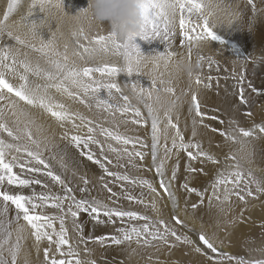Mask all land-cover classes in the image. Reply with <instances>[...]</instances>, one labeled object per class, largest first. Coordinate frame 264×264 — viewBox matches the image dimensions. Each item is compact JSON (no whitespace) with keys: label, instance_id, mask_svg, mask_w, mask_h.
<instances>
[{"label":"snow or ice","instance_id":"1","mask_svg":"<svg viewBox=\"0 0 264 264\" xmlns=\"http://www.w3.org/2000/svg\"><path fill=\"white\" fill-rule=\"evenodd\" d=\"M18 3L19 0H10L7 3V10L0 17V37L6 34L15 41V45L6 47L0 45V264H33L30 259L31 254L24 252L22 243L28 235L34 237L33 246L37 257L41 252V244L46 245L42 249L43 264H96V261L90 258L92 254V249L88 247L90 241L104 245L110 240L115 245H121L131 242L133 239L136 243H140L142 237L145 244L157 239L168 244V237H173L175 241L190 245L196 253L206 257L208 264H223L225 260L228 261V264H233V262L235 264H264V258L245 259L230 255L222 249H218L215 242L206 234L198 233V241L206 246L205 249L188 235H178L176 229L169 227L163 220L152 221L147 215H142L134 210H126L119 205V196L105 182L104 175H101L99 179L102 182V187L111 194L108 202L89 195V180L85 176H79L83 185L79 187V191L83 195L78 198L63 173L55 171L52 161L56 157L46 158L44 156L43 142L35 138L32 132L31 126L35 124V118L30 109H39L43 113L49 114L61 124V127L70 125L71 132L66 129L63 138L68 141L69 145H74L81 155L99 165L107 176L113 178V183L126 181L132 185L139 184L146 187L150 194L159 195L156 186L149 179L132 178L127 172L110 171L102 159L98 158L102 157L103 161H107V164H112L113 161L109 159L107 152L115 155L118 161L116 167H125L119 161L126 158V164L137 171L145 167L146 170L152 171L154 168L155 175L159 177V187L170 200L176 198L172 187L173 182L179 178V155L181 152L186 153L187 157L184 182L180 185L186 195L194 193L200 198L205 196L204 191H198L190 184L197 178V174L204 172L210 164L217 176L211 186L212 198L220 200L218 190L223 187L224 199L227 200L235 190L227 188L226 185L233 183L236 188H239L242 183L243 173L239 171L238 163L235 165L237 169L235 172L227 170L231 167L227 161L229 159L235 161V155H225L223 162L225 171H217L221 167L222 161L219 154H213L204 147L202 140L196 139L197 130L200 127L213 134L218 133L223 138L221 142L215 143V147L220 149L224 142L245 143L253 137L264 136V122L246 128L241 126L236 119H230L227 121L226 128L216 129L206 121H216L218 117L208 115L198 98V93L189 86L185 95L191 94L189 117L192 131L191 138L186 139L179 124L172 119L179 97L167 107L160 103V93L175 96L174 88L167 86L161 80L160 84L165 86L156 88L157 94L154 102L149 103V100H153L152 89H148L147 92L143 88L137 90L138 86L133 84L132 91L136 93V99L147 110V117H145L141 108L133 102L132 97L125 93L115 81L121 72L131 75L133 72L139 71L141 61L149 59L135 43V37L121 38L113 31H109L105 35L97 34L91 38L85 31L74 35L78 38L75 41L77 50L73 55L85 62L84 66H80L74 60L69 61L67 45H65L64 52H60L56 48L54 34L53 38L48 40L40 36L37 23L31 18L37 7L43 12V0H32L28 16L22 18L15 25L17 28L26 29V33L21 35L13 30V26L8 21ZM247 3L255 12L256 4L252 0H247ZM261 3L264 4V0H261ZM170 6L174 11H169ZM203 9L204 5L201 0H145L144 29L139 36L144 39L160 36L170 44V37L175 35V19L179 14V28L182 31L184 43L188 46L190 57L194 42L199 45L201 42L220 40L215 27L210 24L209 17L203 14ZM43 22L45 20L41 21V23ZM79 37L87 40L88 44L81 43ZM23 49L28 51H22ZM30 53L38 54L40 59L32 60ZM101 53H111L122 58L123 66L108 63L88 66L87 61ZM169 55H177V53L169 49L166 53L154 55L153 59L164 60V57ZM41 59L44 61L43 64L40 62ZM203 60V56L198 58V67L200 66L199 61ZM97 74H99V78ZM234 79L237 80V95L240 105L248 104L249 100L243 86L245 77L238 75ZM194 83L198 86L202 85L204 88L211 87L209 83H204L201 80L199 74L196 75ZM156 84L157 81L153 79L152 85ZM102 89L106 90V96L101 95ZM53 91L78 101L89 109L95 107L113 117L120 114L125 117L122 120L123 124L131 122L134 125H148L150 121L151 143L149 144L147 140L139 136L123 135L79 112L71 111L64 103L56 100ZM252 91L257 90L252 88ZM128 114H132L134 117L130 121L127 118ZM251 115V112L247 113V116ZM165 121V129L162 130L160 125ZM218 122L221 125L226 123L223 119H219ZM119 126V124H115L117 129ZM168 130H171V135H168ZM97 133L115 141L122 147H113L111 143H108L105 148L103 141L98 139ZM162 134L163 144H161ZM209 142L210 144L213 142L212 137L209 138ZM129 144L132 145L131 150L127 147ZM93 145L98 146L99 152L94 150ZM149 154L151 156L150 165L145 166L137 162V160L144 161ZM173 156L177 157L176 162L171 168L170 175H166V162ZM58 163L61 168L67 169L63 159ZM197 163L200 165L199 167H197ZM14 169L18 171H14ZM37 173L42 174L41 178L36 177ZM73 175L76 173L74 172ZM46 178H50L55 185L60 186L61 192H51ZM34 185H40L43 190L36 192ZM12 186L17 187L13 188ZM121 188L124 191L120 195L125 199L144 203L143 192L138 198L131 195L123 184H121ZM25 189H30V192L25 194ZM258 190L264 191V188H258ZM251 194L249 188L247 195ZM235 195L240 200L245 199L239 191H235ZM49 206L56 210L55 213L50 214L47 211ZM151 206L155 210L154 202ZM192 207L195 208L196 205L193 204ZM10 211H14L15 215L10 217ZM82 214H86L89 218L88 224L94 223L97 226L107 223L115 224L117 219L121 224H124L125 218L128 222L143 221L144 223L127 228L118 227L115 229V235L93 236L89 232L88 236H85L87 225L85 220L81 219ZM173 220L176 225L184 223L179 216H174ZM69 223L71 231L75 233V240L70 235V229L67 226ZM82 248L88 254L84 258H81ZM253 251L264 253V249H254ZM209 252L216 256L210 255Z\"/></svg>","mask_w":264,"mask_h":264},{"label":"bare ground","instance_id":"2","mask_svg":"<svg viewBox=\"0 0 264 264\" xmlns=\"http://www.w3.org/2000/svg\"><path fill=\"white\" fill-rule=\"evenodd\" d=\"M10 0H0V17H2L3 13L7 10V3ZM32 0H19V3L13 13L10 16L8 23L13 26V30L18 32L21 35L26 33V29L17 28L15 25L21 21L22 18H26L28 16L29 6ZM89 0H64L65 10L70 14L75 15L81 9L86 8L88 6ZM37 23L39 34L40 36L45 39H52L53 34L54 44L56 48L60 52H64L65 45H67V54L69 57V61H76V63L80 66H84V61H81L78 56L73 55V53L77 50V45L75 43L78 37H73L67 34L66 30L65 35L61 36L58 32H56V25L54 23H46L41 21L45 20V13L40 11L37 7L31 18ZM210 24H212V19L209 18ZM178 26L177 39L171 38V43L163 38L158 37H150L148 40L157 44V47L152 51L151 54H144L145 56H154L160 53H166L169 49L177 53L178 56H184L191 61L193 65L198 64V58L200 56L204 57L203 61H199V67L197 66L195 69L194 74L190 77L186 73H179L177 74L171 64L167 63L165 60H154L153 58H149L147 60H142L139 65V71L133 72L129 75L126 72H121L116 78L120 79L125 85L130 93V96L134 98L141 111L144 113V116L147 117V110L144 108L143 104L139 103L136 99V93L132 91V85L136 84L139 88H143L145 92L148 89H152L153 91V100H149V103L154 102V98L156 96V88H163L165 85L160 84V81L163 80L167 86H170L175 89V96L168 93H160V103L163 104L165 107L172 104L177 97L179 100L176 101L177 106L175 111L172 114V119L174 122H177L182 129L186 139L191 138V121L189 117V105H190V93L189 95H185V92L191 86L192 90L198 93V98L201 100L202 105L206 109L209 116L216 115L218 120H207L206 122L216 129L222 130L227 127V121L230 119H236L241 126L246 128L253 127L254 124H260L264 122V100L262 99L263 96L257 95L253 96L250 93L248 98L249 103L245 105H240L239 97L237 95L238 87H237V80L234 77L241 75L242 71L245 69V59L240 58L238 56L240 53H244L243 49V42L248 40L244 37H236L231 34L217 31V34L220 36V40L217 41H208V42H201L199 45H196L195 42L193 43L191 49V55L189 57V50L188 46L184 43V38L182 39L180 34L182 31L179 28V14H177L175 19L174 26ZM213 25V24H212ZM85 33L91 38L94 35L100 34L105 35L110 30L107 26L104 27H97L93 29H89L87 27V23L85 22ZM178 36H180L178 38ZM80 42L87 45L88 41L84 40L82 37H79ZM181 40H183L181 42ZM223 41V43H221ZM37 43H39L37 41ZM0 45L2 46H9L15 45V41L9 38L6 34L0 37ZM22 51L27 52V49H23ZM30 58L32 60L40 59L38 54L30 53ZM262 56V60L259 61L260 66L258 69V76H264V56L261 53H258V57ZM211 61V63H210ZM40 62L43 64L44 61L41 59ZM115 64L117 66H123L124 62L122 58L115 56L111 53H101L95 55L93 58L87 61L88 66H93L97 64ZM158 65V66H157ZM248 68V67H246ZM246 70V69H245ZM244 70V71H245ZM251 73L253 70L249 69ZM248 71V70H247ZM256 70H254V73ZM248 73V72H247ZM199 74L201 80L204 83H209L211 87L204 88L202 85L198 86L194 83L196 75ZM256 74V73H255ZM257 75V74H256ZM99 78V74H97ZM263 78V77H262ZM155 79L157 84L155 86L152 85V80ZM244 86V85H243ZM246 91V90H245ZM248 93V90H247ZM53 95L55 96L56 100L64 103L71 111L79 112L84 116L90 118L91 120L103 124L105 127L113 129L114 131H118L122 133L124 130L127 133H131L134 136H139L150 144V121L148 125H134L131 122L128 124H123L122 120L125 117L117 114L115 117L108 115L107 113L97 110L95 107L89 109L84 104L79 103L78 101H74L65 95L60 93H56L53 91ZM102 96H106V90L101 92ZM159 107V105H157ZM32 116L35 118V124L32 125V132L35 138L41 140V133H48L51 136V145L47 150H44V156L46 158H51L53 156L56 157L55 160L52 161L53 166L57 169L55 164H58V161L63 159V162L67 165V169H63L60 166V170L58 173H63L64 178L69 182L70 186L73 187L76 196L79 198L83 194L79 191V187L83 186L82 182L79 180V176H85L89 180L88 188H89V195L91 196L92 191H100L103 193L104 196L107 198L110 197V193L102 187V182L99 179V171L102 175L105 176V182L109 184L114 192L118 195L122 192L121 184L125 185L124 181H117L113 183V178L107 176L103 170L92 161L87 159L86 156L81 155L79 150L75 148L74 145H69L68 141L63 138L64 132L67 129L71 132L70 125H65L61 127V124L57 122L54 118H52L49 114L43 113L39 109H30ZM251 112L252 115L249 117L247 113ZM162 114V113H161ZM129 121L132 119L127 117ZM219 119H223L226 123L225 125H221L218 121ZM115 121V123H112ZM112 124V126H111ZM115 124H119V128L115 127ZM165 123L160 125V128L163 130L165 129ZM187 125V127H185ZM198 135L196 139L202 140L203 145L206 149H208L213 154H219L220 159L222 161V165L217 171H225L224 166V156L225 155H235L236 160L233 161L229 159L227 161L228 165H231L228 168V171L235 172L237 169L235 165L239 164V171L243 169L247 170L249 173L243 175L242 184L248 186L249 178H253L255 174L258 178L256 181V188H252V183H250V190L251 195H247V190L249 188H245V193L247 199L244 202H248L245 208H242L241 201L234 200L237 203V207L233 205V207L239 213V220H237L236 226L227 227L226 232L222 230L221 225L227 224L226 221V212H230L228 204L225 203L223 200L224 192L223 187L218 190V194L220 195V200H216L212 198V184L217 179L215 175V171L213 170V166L210 164L208 168L205 169L204 172L197 174V178L192 181L190 186H194L198 189V191H204L205 196L203 198L197 197L196 194L186 195L183 188L180 187L183 184L184 179V168L186 164V153L181 152L179 155L180 160V172L178 174L179 178L173 182L172 190L175 193V199L170 200L168 195L160 189L159 185V177L155 175L154 168L152 171L148 172L149 176H153L155 180V185L157 187V192L159 195L156 194V199L154 196L147 197L145 200V187H137L131 192L137 196H141L142 191H144V203L146 204L145 207L150 209L152 212L150 214H154L152 210V203L154 202L157 205V210L159 214H154L155 219L160 220L167 218H171L173 220L174 216H179V218L184 222L182 225H178V228H182L186 231V234L194 241H197L203 248L206 249V246L202 244V242L198 241V233H204L207 237L211 238L215 244L217 245L218 249H222L224 252L234 255L237 253H244L247 256H252L255 252L254 249H260L259 243L256 245L251 244L248 240H242V236L244 233L252 226L253 221L258 220V216H262L264 214V191L258 190V188H264V136L261 137H253L250 141L245 143H232V142H224L222 147L218 149L215 147V143L221 142L222 137L216 133L213 134L208 130H205L203 127H200L198 130ZM46 134V135H48ZM168 135H171V130H168ZM98 139L103 141L104 147H107L108 143H111L113 147H121V145L117 144L115 141L107 139L103 137L101 134L97 133ZM213 138V142L210 144L209 138ZM61 138V139H60ZM241 140L243 138H240ZM164 143L163 134L161 136V144ZM44 143H42V149ZM170 145V141H169ZM94 150L99 152L98 146H92ZM129 150H131L132 145L129 144L127 146ZM139 147V145H137ZM147 151V150H145ZM66 153V155H65ZM251 153V155H248ZM109 156V159L113 161L112 164H107V161H103L102 157H98L102 159V162L106 164L109 170H112L111 165H116L118 163L116 157L111 152L106 153ZM51 155V156H50ZM162 155V153H161ZM177 157L173 156L171 160L166 162V175H170L171 168L175 164ZM139 161V160H138ZM120 164H124L127 170L132 174H137V170L128 166L126 164V158L121 159L119 161ZM145 166L151 164V156L150 154L146 156L144 160ZM200 165L197 163V167ZM94 168L97 173L96 174H84L81 172L88 171L90 168ZM14 171H18L14 169ZM76 175H73V173ZM115 172L124 173V167H116ZM246 172V171H245ZM244 174V173H243ZM251 174V175H250ZM256 180V179H252ZM261 180V181H260ZM121 183V184H120ZM241 185V184H240ZM54 193H60L61 188L58 185H55L51 182V187L55 188ZM13 188L17 186H12ZM136 187V186H135ZM229 189H235L236 186L233 183H229L226 185ZM92 190V191H91ZM95 193V192H92ZM234 193V192H233ZM232 195V194H231ZM119 201L123 208L126 210H135L137 208L135 205H131L127 202L124 196L119 195ZM106 199V198H105ZM108 202V200H107ZM195 204L196 207L193 208L192 205ZM178 205V207H177ZM127 206V207H126ZM129 206V207H128ZM186 208H185V207ZM14 209V206H12ZM133 207V208H131ZM52 209V208H51ZM140 210V209H139ZM48 211V210H47ZM56 210L52 209V213H55ZM14 211L9 212V216H14ZM230 217V216H229ZM235 218V217H234ZM237 218V217H236ZM229 221V220H228ZM231 221H233L231 219ZM231 223V222H230ZM233 223V222H232ZM68 227H71V224H67ZM175 226V225H174ZM88 232H91L94 236L95 233L98 235L99 233H109L112 227L111 223H107L106 226L104 225H95L94 223L88 224L87 226ZM107 231V232H106ZM73 240H75V233L71 232ZM27 234V233H26ZM88 234V233H87ZM24 245V252L30 253V259L32 260L33 264H43V247L46 246L44 243L41 244V252L39 257H37V253L34 248V237L31 235L27 236V239L22 242ZM95 243L89 242V245H93ZM264 245V244H263ZM159 246V245H158ZM67 247V246H65ZM162 247V246H161ZM185 249L189 250L188 254L185 255V261L182 264H208L207 258L196 253L190 245L184 244ZM138 243H136L135 239L131 242H125L121 245H113L112 248L107 249L108 256L115 260L119 261H127V260H138L141 261L146 256L144 252L139 251ZM83 255L86 256V253L81 249ZM158 254L160 258L166 259L170 255H176L177 251L170 253L163 251L162 249L159 251ZM210 255L214 257L216 255L209 252ZM177 255H182V253H178ZM223 264H228V261H224ZM235 264V262H233Z\"/></svg>","mask_w":264,"mask_h":264},{"label":"rangeland","instance_id":"3","mask_svg":"<svg viewBox=\"0 0 264 264\" xmlns=\"http://www.w3.org/2000/svg\"><path fill=\"white\" fill-rule=\"evenodd\" d=\"M201 2L203 3L204 0H201ZM252 2L254 4H256V11L255 12L252 10L251 5L247 3V0H212L213 5L215 6V14L220 16L222 18V21H223V23L220 26L215 27V30L225 32V33L231 34V35L239 37V38L244 37V38L248 39V40L243 42L244 53H240L238 55V56H240V58L245 59V65H246V67H248V68L245 67L246 70L244 69L245 71L243 70L241 73V75H243L245 77L244 82H243V85H244L245 90H246L245 95L247 98H249L250 93L256 97H257V95H260V96H263L262 99L264 100V76H258V72H259L258 69L260 66L259 61L262 60V56L258 57V53H261L264 56V4L261 3V0H252ZM233 12H238L242 15L243 21H244L242 25H235V24L232 26L228 25L227 20ZM174 32H175V35H172L170 37V39L174 38V37H175V39H177L176 37L179 34L177 25L174 26ZM180 36L183 39L182 33L180 34ZM180 36H178V38ZM156 37L161 38L160 36H156ZM182 41L183 40H181V42ZM135 43L139 46V48L143 54H151L152 51H154V49L157 47L156 43L152 42L151 40L144 39L140 36H137L135 38ZM250 68L253 70V73L249 72ZM254 70H256L255 73L257 75L254 73ZM105 79H107V78H105ZM115 81L121 86L123 91L130 96V93H129L127 87L125 85H123L122 81L118 78H115ZM249 85H251V87H249ZM252 88H255L257 91L253 92ZM247 90H248V93H247ZM101 92H103V89L101 90ZM132 99H133V102H136L134 100V98H132ZM262 104H264V103H262ZM128 117L134 118L132 116V114H128ZM111 126H112V124H111ZM46 134H48V133H41V135H42L41 138L43 139V143H44L43 149H45V150H47L49 148V146L51 145V136L49 134L48 135H46ZM121 134L135 137L133 134L127 133L124 130L122 131ZM45 154H47V153H45ZM137 162L145 165L144 161L141 162V161L137 160ZM90 164H92V161H90ZM55 166L57 167V169L54 167L55 171L58 173V171L60 170V168L58 166H60V165L55 164ZM111 168H113V169L110 171L116 170V166H114V165H111ZM81 172H83L84 174H93V173L96 174L97 173V171L92 167L88 171L81 170ZM125 172H127L132 178L143 177V178L149 179L155 185V180H154L153 176L148 175L149 171L146 170V167L144 169H141L140 171H137V174H134V175H132L127 170V168L124 167V173ZM241 172L244 173L243 175H246L247 173H249L245 169H243ZM35 175L37 178H41V176H42V174H40V173H37ZM97 175L101 176L102 173L99 171V173ZM252 175H254L253 178L256 180L254 181V180H252L253 178L252 179L249 178L248 182L252 183V188L255 189L256 188V181L258 178L256 177L255 174H252ZM46 179H47V182L49 183L51 192L54 193L56 186H55V188H52L51 187L52 181L50 180V178H46ZM124 182L126 185L125 189L128 192H130L131 195L139 198L140 196L133 194L131 192V190H134V188H137V187L139 188L141 186L139 184L132 185L126 181H124ZM250 183H248V186L240 183L241 185L239 186V188L234 189L235 191H239L241 195H244V197H245L244 200H240L239 197L237 195H235V191H233L234 193H232V195H230L227 200H225L223 197V200H225V203L228 204L227 206H229V210H231L230 212L225 211L227 224L221 225V228L223 231L226 232L227 227L236 226L233 224H236L237 220H239V218H241L239 216V213H236L237 211H233V210H236L235 208L237 207V203H236L237 201L244 202L247 199L248 196H246V194H244L245 193L244 187L250 188ZM33 187H34L36 192H40L43 190L40 185H34ZM121 190L124 191V189H121ZM145 190H146V192L142 191L145 193V200L147 199V197H150V196H154L156 199V194H154V193L150 194L146 187H145ZM24 192H25V194H28L30 192V189H25ZM92 192H95V193H92ZM92 192H91V194H92L91 196L97 197V198L107 202L108 198L106 196H104L103 193H101L99 190L98 191H92ZM120 194L121 193H119V195ZM234 200H236V202ZM127 202L129 204L131 203V205L133 204L136 206L134 208H137V209H135L134 211H137L138 213H140L142 215H147L148 217H150L152 219V221H157V219H155V217H153V216H155L154 214H159L158 210H157V205H155V210L152 208V210L154 211L153 212L154 214H150V212H152V211L145 207V205H146L145 203L141 204V203H138L136 201H130V200H127ZM118 203L122 205V203H120V201ZM247 203L248 202L242 203L241 207L245 208ZM233 205L235 206V208L233 207ZM131 208H133V207H131ZM47 210L50 214H52V209L50 206L47 208ZM258 217H259L258 220L253 221L252 226L249 227V229L244 233V235L242 236V240H246V241L248 240L249 242H251V244L256 245V246L259 243V246H261L260 249H264V245H263L264 244V214L262 216L260 215ZM164 218L165 217H163V219H160V220L165 221L169 227H174L176 229L178 235H181V236L187 235L186 231L184 229L178 228V225L175 224L174 220H172L171 218L169 219L167 217H166V219H164ZM81 219L85 220V223L87 225V222L89 220L87 215L82 214ZM231 219L233 221H231ZM142 223H144V222L143 221L128 222L127 218H125V223L121 224L119 219H117L116 223L112 224L110 232L106 233L104 235H115L116 234L115 229L118 227H126L127 228L130 226H139ZM104 226H106V224H104ZM88 228L89 227H85V233H84L85 236H88V234H89ZM161 228H163L162 225H161ZM69 229H70V234H72L71 233L72 232L71 227H69ZM102 234L103 233H99L98 235H96V233H95L94 236H100ZM168 241H169L168 244H165L163 241L157 239L155 241H151L149 244H145L144 238L142 237L140 243H138L137 249H139V251H141V252L146 253L145 254L146 256H144L145 258L142 259L141 261H138V260L119 261V260H115L113 258H110L108 256L107 249H110L113 247V245H115L110 240L107 241L104 245H100L98 243H95V244L90 245L88 247H90L92 249V254H91L90 258L94 259L96 261V264H182L183 261H185V255L188 254L189 250L185 249L183 243L175 241V239L173 237H168ZM161 249L163 251L170 252V253L177 251V254L182 253V255H177V254L176 255H170L166 259H162L158 255L160 253L159 251ZM87 255L88 254L86 253V256ZM214 255H216V254H214ZM234 255L239 256V257H244L245 259H248V258H264V253H261L260 251L255 252V254H253L252 256H247L244 253H237ZM86 256L83 255V253L81 252V258H84ZM191 264H194V263H191Z\"/></svg>","mask_w":264,"mask_h":264},{"label":"clouds","instance_id":"4","mask_svg":"<svg viewBox=\"0 0 264 264\" xmlns=\"http://www.w3.org/2000/svg\"><path fill=\"white\" fill-rule=\"evenodd\" d=\"M203 14L212 19L214 27L220 26L222 18L215 14L212 0H204ZM145 0H89L88 6L75 15L65 10L64 0H43L42 7L45 13V22L54 23L56 32L61 36L66 30L70 36L78 35L85 31V22L89 29L104 27L115 32L121 38L137 37L144 29ZM169 11H174L170 6ZM243 17L238 12H233L227 20L229 26L242 25ZM153 58V56H146ZM164 60L171 64L177 74H194L196 65L184 56L169 55Z\"/></svg>","mask_w":264,"mask_h":264}]
</instances>
